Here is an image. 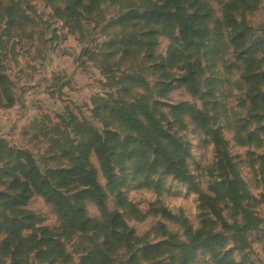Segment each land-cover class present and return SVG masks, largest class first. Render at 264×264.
Listing matches in <instances>:
<instances>
[{
    "label": "rangeland",
    "instance_id": "obj_1",
    "mask_svg": "<svg viewBox=\"0 0 264 264\" xmlns=\"http://www.w3.org/2000/svg\"><path fill=\"white\" fill-rule=\"evenodd\" d=\"M200 1L211 17L206 22L202 48L197 54H188L190 62L199 59L202 68V91L192 96L179 83L184 64L168 61L170 50L178 47L174 36L170 38L156 27H146V33L154 31L150 38L146 37V45L123 53L120 40L144 32L140 23L133 27L130 22L120 21L129 9L141 5L139 0H81L79 4L76 0H0V219L3 215L12 216L7 203L16 195L9 184L17 152L30 154L42 174L67 170L74 149L88 139L91 129L116 133L120 140L131 136L117 117L119 107L133 104L138 118L144 121L139 105L149 108L157 103V112L152 116L188 147L187 170L197 190L171 176H152L148 180L127 177L122 191L145 215L137 221L117 207L95 156L90 154L89 162L98 182L108 192L107 210L123 214L136 236L149 244L163 239L160 226L165 233L186 240L184 227L155 209L163 208L184 217L192 231L200 227L204 215L224 246L217 259L199 249L192 264H220L224 253L228 254L230 264H264V100L255 108L247 100L245 65L239 59L241 50L232 46L234 33L225 18L227 0ZM245 1L254 7L248 9L238 4L227 15L245 31L246 49L260 45L254 58L264 72V0ZM70 2L80 12L79 17L71 11ZM209 79L216 81L210 91L206 87ZM163 85L168 90L162 94ZM259 89L264 95V81ZM180 104L206 114L224 144L216 146L188 117L174 119L171 110ZM222 148L244 185L242 204L258 221L255 230L244 233L243 245L231 232L220 229L211 211L200 208L198 193L213 196L210 185L224 179L217 166L218 151ZM85 205L89 218L101 219L96 206L90 202ZM215 205L225 222L242 223L241 215L235 214L228 203L217 201ZM18 210L34 215L36 229L61 232L57 213L42 197L34 195ZM30 236L31 231L22 233L23 239ZM4 239L0 235V264H12L10 255L2 254ZM57 239L68 255L65 264H82L81 248L89 247L87 237ZM34 256V252L25 254L23 263L49 264ZM118 256L122 262L128 257L124 251Z\"/></svg>",
    "mask_w": 264,
    "mask_h": 264
},
{
    "label": "trees",
    "instance_id": "obj_2",
    "mask_svg": "<svg viewBox=\"0 0 264 264\" xmlns=\"http://www.w3.org/2000/svg\"><path fill=\"white\" fill-rule=\"evenodd\" d=\"M80 1L76 0V3L79 4ZM95 1L90 0L91 3H96ZM139 2L141 5L129 9L120 21L121 24L130 22L133 27L142 24L145 33L129 35L120 40L123 53L127 54L133 48L137 51L146 45V37L150 38L154 33H146V27H156L162 35L170 38L174 36L178 47L170 50L168 61L184 64V73L179 83L190 95H198L202 91L199 79L202 75L201 63L199 59L191 63L188 54H197L202 48L207 33L206 22L211 13L200 0ZM238 4L248 9H252L254 5H249L245 0H227L224 11L227 23L234 33L231 44L234 49L241 50L239 59L245 65L243 81L248 85L246 97L252 108H255L264 100V95L259 89V85L264 81V72L259 70L258 60L254 58L260 45L246 49L245 31H241V24L227 15V11L235 10ZM209 80V83L206 81L208 91L216 82ZM163 87L162 94L168 90L166 85ZM139 107L144 121L138 118L137 109L133 104L117 109L118 119L131 136L120 140L116 133H99L91 129L88 139L80 142L74 149L71 166L67 170L42 174L30 154L23 151L16 153V163L10 169L9 184L11 191L16 195L7 203L12 216L3 215L0 219V235L5 237L2 254L10 255L12 264H24L22 258L29 252H34L35 259L41 262L65 264L68 255L64 245L57 238H70L74 235L87 237L89 242V247L81 248L82 264H192L199 249H204L217 259L219 249L224 246L223 239L212 232V227L208 225L209 221L204 215L200 227L192 231L184 217L172 215L163 208L155 209V212L164 218L184 227L185 241L178 240L175 234L165 233L160 226L163 239L154 244L145 243L143 238L137 237L134 230L127 225L123 214L137 221L145 216L128 201L122 191L128 183L127 177H144L148 180L152 176H171L190 189L197 190L187 170L188 147L152 116L157 112L158 104L154 103L149 108L143 105ZM171 112L176 120L188 117L216 146L224 144L219 131L203 112L187 104L177 105ZM261 129L263 130L264 126ZM90 154L95 156L106 181V188L113 194L116 205L123 214L107 210L108 192L98 182L97 173L89 162ZM218 155L217 166L218 170L223 172L224 179L210 185L209 191L213 196L198 193L200 208L203 211H211L220 223V229L231 232L243 245L246 243L244 233L255 230L258 221L242 204L245 198L244 185L230 157L224 148L218 151ZM127 168L130 171L128 176L127 172L125 173ZM34 195L42 197L55 210L61 222L60 233L54 234L46 228L36 229L34 215L18 210ZM217 201L228 203L235 214L241 215L242 223L228 224L221 219L215 205ZM86 202L97 207L101 215L100 220H93L86 215ZM210 224L214 225L213 222ZM24 231H31V236L23 239ZM121 251L128 256L124 262L118 259V253ZM227 256V253L223 254L220 264H230Z\"/></svg>",
    "mask_w": 264,
    "mask_h": 264
},
{
    "label": "water",
    "instance_id": "obj_3",
    "mask_svg": "<svg viewBox=\"0 0 264 264\" xmlns=\"http://www.w3.org/2000/svg\"><path fill=\"white\" fill-rule=\"evenodd\" d=\"M69 6H70L71 11L75 15V17H79L80 16V12L76 9L75 4L73 2H70Z\"/></svg>",
    "mask_w": 264,
    "mask_h": 264
}]
</instances>
